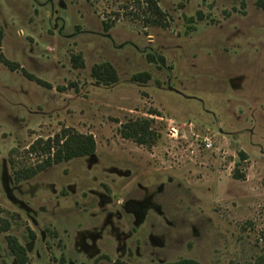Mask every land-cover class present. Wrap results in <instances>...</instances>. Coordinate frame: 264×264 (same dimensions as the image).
Returning <instances> with one entry per match:
<instances>
[{"label":"rangeland","instance_id":"374dc122","mask_svg":"<svg viewBox=\"0 0 264 264\" xmlns=\"http://www.w3.org/2000/svg\"><path fill=\"white\" fill-rule=\"evenodd\" d=\"M157 1L162 25L134 0H0V264L11 237L25 264H264V7ZM143 119L152 143L123 137ZM65 128L95 152L18 181Z\"/></svg>","mask_w":264,"mask_h":264},{"label":"trees","instance_id":"16d2710c","mask_svg":"<svg viewBox=\"0 0 264 264\" xmlns=\"http://www.w3.org/2000/svg\"><path fill=\"white\" fill-rule=\"evenodd\" d=\"M140 7L145 8V11H149L147 17L148 23H155L162 25L164 16L163 10L160 8L157 0H134ZM258 5L264 7V0H259ZM144 13H147L145 12ZM146 19V16H145ZM105 30L108 31L112 25L105 22ZM8 65L12 70H17V65L13 64L9 60H1ZM78 61V60H77ZM82 65V63H81ZM26 76L30 80H35L43 85H48L46 81L36 77L34 74L24 70ZM92 76L101 83L112 84L119 80L118 73L115 67L108 62L95 65L92 69ZM136 79L146 81L149 79V75L146 73L138 74ZM122 135L124 138L134 139L140 144H150L158 136V133L151 128L150 120H130L122 127ZM96 150V140L92 134H83L75 131H71L65 128L61 133H57L53 137L38 138L29 147L27 152L43 157L35 166L21 168L16 170V179L18 181L28 180L34 178L38 173L44 171L48 167L58 164L64 161H70L77 157H83L91 155ZM244 157V155H243ZM245 158V157H244ZM235 177L243 178V174L236 170ZM4 231L10 229L8 222L2 228ZM9 244L12 251L17 255L21 264H25L26 248L22 246L15 237L9 238ZM164 264H201L199 261L193 258H183L178 261L168 262Z\"/></svg>","mask_w":264,"mask_h":264},{"label":"built area","instance_id":"2783aa9c","mask_svg":"<svg viewBox=\"0 0 264 264\" xmlns=\"http://www.w3.org/2000/svg\"><path fill=\"white\" fill-rule=\"evenodd\" d=\"M168 132L171 136L173 137H178L180 132H181V129L179 128V126H175V125H170L168 127ZM203 144L206 146V147H211L213 144L212 142L210 141L209 138H204L203 140Z\"/></svg>","mask_w":264,"mask_h":264},{"label":"flooded vegetation","instance_id":"af4514ba","mask_svg":"<svg viewBox=\"0 0 264 264\" xmlns=\"http://www.w3.org/2000/svg\"><path fill=\"white\" fill-rule=\"evenodd\" d=\"M127 205H129V203Z\"/></svg>","mask_w":264,"mask_h":264}]
</instances>
